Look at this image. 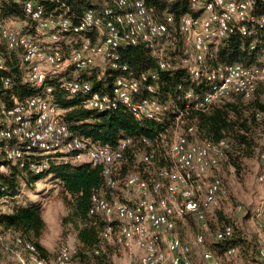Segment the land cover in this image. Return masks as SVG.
<instances>
[{"label":"built area","instance_id":"2783aa9c","mask_svg":"<svg viewBox=\"0 0 264 264\" xmlns=\"http://www.w3.org/2000/svg\"><path fill=\"white\" fill-rule=\"evenodd\" d=\"M43 1L24 0L23 11L31 23L28 30L13 29L0 19V162L20 166L29 162L36 174L45 171L54 159L100 166L112 196H93L89 215L100 216L107 223L103 239L125 250L131 258L129 264H195L190 245L176 234L177 222L190 215L205 222L207 211L219 208L221 181L210 174L227 160V142L197 141L194 128L188 126L171 143V167L154 170L148 180L131 176L119 194V180L113 179L112 173L136 140L125 138L110 148L75 136L63 122L64 111L54 104L52 87L46 82L67 72L95 67L98 59L117 69L119 47L143 45L150 50L159 71L182 68L199 86L204 85L202 96H195L194 110L207 112L231 95L249 100L264 82V57L253 67L232 64L211 68L208 60L214 58L218 45L229 35H251L247 24L255 21L253 0H188L190 11L177 22L170 12L155 13L143 0H109L100 12L86 10L76 24L63 14L47 15ZM2 48L18 52V70L22 74L21 70L26 71L27 84L37 89L35 94L18 100L10 93L12 79ZM168 49L177 61L167 57ZM156 79L155 73L139 77L123 73L113 78L109 93L93 90L90 82L75 79L64 78L59 87L69 96H83L86 109L107 112L121 105L135 119L159 122L168 106L139 98L141 85ZM146 90L152 93L154 86L148 85ZM192 97V92H186L184 99ZM185 116L180 112L173 122L182 123ZM140 143L151 146L145 138ZM154 160L153 150L142 156L147 165ZM260 161L264 164V151ZM258 180L264 183V174ZM134 189L139 193L136 201L127 194ZM255 217L259 219L257 252L264 259V206ZM232 235L233 228L225 225L216 231L215 240L222 242ZM195 244L203 246L202 235L196 237ZM14 246L11 252L17 264H48L37 256L33 245L16 239ZM74 253L75 249L63 245L51 264H74ZM212 258L211 253H202L203 261Z\"/></svg>","mask_w":264,"mask_h":264},{"label":"trees","instance_id":"16d2710c","mask_svg":"<svg viewBox=\"0 0 264 264\" xmlns=\"http://www.w3.org/2000/svg\"><path fill=\"white\" fill-rule=\"evenodd\" d=\"M146 7L155 13L170 12L175 22L190 11L188 0H143ZM24 0H0V19L6 22L21 20L27 22L26 29L31 25L23 11ZM106 2H108L106 4ZM47 15L63 14L73 24L88 9L100 12L109 0H44L42 2ZM253 23L247 24L250 36L242 37L239 33L229 35L218 45L214 58L208 60L211 68L232 64H241L244 67H253L260 64L264 57V0H253ZM263 20V23L260 21ZM91 36V34L89 35ZM5 62L12 79V93L18 100L33 95L37 89L23 81V75L18 70V52L7 51L3 48ZM117 69L105 67L100 73L98 68L91 67L81 72H67L49 79L46 83L52 87V99L56 106L64 111L63 122L77 137L91 143L114 148L125 138L136 140L134 146L141 145L140 140L145 138L154 145L160 133L165 131L170 122L180 113H186L185 126L194 128V137L197 141L216 143L225 140L228 144L225 161L233 167L236 173L244 169L246 160L259 158L264 151V144H259L257 129L260 126V117L264 121V103H261L257 86L249 100L239 95H231L220 103L214 104L207 112L193 109L195 96H202L205 91L203 84L193 79L182 68L175 71H159L150 50L143 45L121 46L116 51ZM123 67L126 71H123ZM132 73L139 77L142 73H155L156 82L147 80L140 87L139 98L156 100L161 105H167L168 110L161 121L135 119L124 106H117L112 111L99 112L83 107V96H69L59 87L62 79H75L90 82L92 89L100 92L110 91L113 78L123 73ZM74 75V76H73ZM153 85L154 91L147 92L146 86ZM186 92H192L193 97L184 99ZM132 146V147H134ZM143 146V145H141ZM150 151V148H148ZM125 151V158L112 173V178L119 180L123 185L131 176H138L142 180L151 178L150 168H141L130 173V166L125 159H131L132 152ZM131 162V160H130ZM18 163L0 162L6 172L0 173V204L14 201L21 193V187L29 190L40 180L50 178L55 186L60 187L62 201L67 209V216L62 224H72L76 233L78 248L73 255L74 264H113L111 260L118 245L113 241L103 239L102 234L107 223L100 216H90L92 197L109 199L112 190L106 184V177L100 166L88 163H76L67 160H51L48 168L36 174L29 167ZM141 165L145 163L141 161ZM158 167H156L157 169ZM155 170V169H154ZM40 201H27L25 204L14 203L7 212H0V228L13 234V244L19 239L23 244L34 246L39 258L48 262V251L40 242L46 229L42 217ZM231 226V225H226ZM232 227V226H231ZM233 228V227H232ZM218 252L239 248L242 256L253 264H264V259L258 256V245L240 236H234L222 242ZM255 255L258 259L255 258Z\"/></svg>","mask_w":264,"mask_h":264},{"label":"rangeland","instance_id":"374dc122","mask_svg":"<svg viewBox=\"0 0 264 264\" xmlns=\"http://www.w3.org/2000/svg\"><path fill=\"white\" fill-rule=\"evenodd\" d=\"M93 1L96 2L97 0ZM8 23L10 27L16 30L25 28L27 24V22H21V20H10ZM166 53L172 62L177 61L170 49ZM95 67L102 73L105 71L106 66L101 59H98ZM21 71L23 72V81L27 83L26 71ZM258 93L260 97L257 99L264 103V82L259 84ZM259 119L260 126L256 132L258 143L261 145L264 144V121L261 117ZM185 124L186 121L182 123L170 122L165 131L159 134L157 142L150 146V150L155 153V160L151 164L141 165L142 156L149 150L147 147L141 145L131 147L129 150L132 152L131 159H125V162L130 166V173H135L136 170L141 168H150L152 177L156 167H171L173 161L169 153L170 146L175 135L186 128ZM3 172H6V169L0 168V173ZM262 174H264V164L259 158L246 160L244 169L240 173H236L233 167L226 162H220L219 166L211 172L210 176L217 177L221 181L219 208L208 210L205 222L187 216L178 221L176 226V234L190 245L192 254L197 259V264H253L244 259L239 248H233L234 251L231 253H228L230 249L218 252L217 249H220L223 243L220 244L215 240V234L217 230L229 224L233 227L234 236H240L255 245L258 244L260 239L259 219L255 217V214L257 210L262 209L264 206V183L258 180ZM52 182L50 178L40 180L31 190L22 186L17 199L0 204V212H7L14 203L25 204L28 200L37 199L40 201L43 209L42 217L46 224L40 242L49 253L48 264H51L63 245H68L73 249L78 248L73 225L70 223L62 224V219L67 216L68 212L62 201L60 187L58 185L54 187ZM119 189L118 192L121 194L123 185H119ZM127 194L132 201H136L139 197V193L135 189ZM34 195L38 197H34ZM198 235H202L204 238V244L201 247L195 244ZM12 236L11 232L0 228V262L17 264V259L12 253L15 250V247L12 246ZM117 250L115 257L113 256L111 259L113 264H119L120 256H117ZM204 251L212 254L213 258L210 261L202 260ZM255 258L258 259L256 255Z\"/></svg>","mask_w":264,"mask_h":264},{"label":"crops","instance_id":"0c3cea01","mask_svg":"<svg viewBox=\"0 0 264 264\" xmlns=\"http://www.w3.org/2000/svg\"><path fill=\"white\" fill-rule=\"evenodd\" d=\"M37 184H38V182L35 185H37ZM34 197H38V196L37 195L36 196L34 195ZM29 201H38V199L37 200H29ZM188 217H193V216L190 215ZM12 246L15 247L14 244H13V242H12ZM117 252H118L117 253V256H120L119 264H128V262H130L131 258H130L129 254L125 250H123L121 247L118 246ZM113 256L115 257V255H113ZM192 260L194 261L195 264H197V262H196L197 259L194 256V254H192Z\"/></svg>","mask_w":264,"mask_h":264}]
</instances>
